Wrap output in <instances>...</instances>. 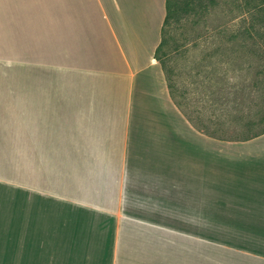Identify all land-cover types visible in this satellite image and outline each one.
<instances>
[{
  "label": "crops",
  "instance_id": "1",
  "mask_svg": "<svg viewBox=\"0 0 264 264\" xmlns=\"http://www.w3.org/2000/svg\"><path fill=\"white\" fill-rule=\"evenodd\" d=\"M165 4L0 0V264H264V133L184 115Z\"/></svg>",
  "mask_w": 264,
  "mask_h": 264
},
{
  "label": "rangeland",
  "instance_id": "2",
  "mask_svg": "<svg viewBox=\"0 0 264 264\" xmlns=\"http://www.w3.org/2000/svg\"><path fill=\"white\" fill-rule=\"evenodd\" d=\"M243 1L217 0L208 11L172 19L156 53L181 111L218 139L241 140L237 138L248 134L244 122L257 115L264 98L263 85L254 86L255 81H264V49L253 45L251 38L227 41L242 25L244 14L237 5ZM257 70L263 72L256 74ZM240 112L245 115L238 119ZM1 117L3 122L7 119ZM219 198L228 197L211 194L217 204ZM204 231L212 240L248 234L235 228Z\"/></svg>",
  "mask_w": 264,
  "mask_h": 264
},
{
  "label": "trees",
  "instance_id": "3",
  "mask_svg": "<svg viewBox=\"0 0 264 264\" xmlns=\"http://www.w3.org/2000/svg\"><path fill=\"white\" fill-rule=\"evenodd\" d=\"M216 4H218L217 0H166V14L162 26V39L156 49V53L158 49H160V46L164 41V32L166 26L172 19L179 20L187 13L208 11L209 8L212 7V5L214 6ZM237 8L239 9V12L241 14H244L242 25L239 29L230 34V38L227 39V41L232 42L236 41V39L238 38L243 40L251 38L253 41V45H259L262 49H264V0H244L243 2L238 3ZM156 53L155 56L156 58H158V55ZM263 71L257 70L256 74H261ZM167 83L173 100L176 102L178 107H180L172 91V84L168 82V80ZM257 84H262L264 89V81H261L259 83L255 81L254 86H256ZM261 92L264 93V90H261ZM258 104L260 106V109L256 111L257 115L255 114L256 116L254 118H247V121L244 122L245 125L249 126H246L248 134L239 136V138L237 139H249L264 133V98L263 100H260ZM184 115L191 121L190 117L186 113H184ZM244 115V113L240 112V115H237V117L238 119L244 118ZM200 130L210 136L216 137V135L210 133L204 128Z\"/></svg>",
  "mask_w": 264,
  "mask_h": 264
}]
</instances>
